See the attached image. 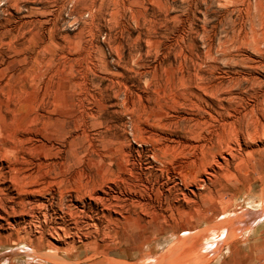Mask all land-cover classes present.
<instances>
[{"label":"rangeland","instance_id":"rangeland-1","mask_svg":"<svg viewBox=\"0 0 264 264\" xmlns=\"http://www.w3.org/2000/svg\"><path fill=\"white\" fill-rule=\"evenodd\" d=\"M67 106L31 135L65 184L12 182L0 156V264H264V0H0V146Z\"/></svg>","mask_w":264,"mask_h":264},{"label":"bare ground","instance_id":"bare-ground-1","mask_svg":"<svg viewBox=\"0 0 264 264\" xmlns=\"http://www.w3.org/2000/svg\"><path fill=\"white\" fill-rule=\"evenodd\" d=\"M188 76H189L188 78L190 80V75H188ZM191 77H192V75H191ZM185 79H187V78H185ZM20 87L22 88V86H20ZM60 88H57V92L61 91ZM25 89H27V88H25ZM207 89H209V88L203 87L201 89V91L203 93H206ZM46 90H48L46 98L50 99V96H51V99H52V96H56V93L50 92L48 88H46ZM183 94L189 95L191 97L194 96V93H192L191 90H187L186 92H183ZM208 94H210V93H208ZM211 94H213V93H211ZM51 99L49 101H46L45 99H43L42 104L48 105L51 107L52 106L51 105L52 104ZM36 100L38 101L37 98H36ZM44 100L46 102H44ZM192 105H194V103H192ZM48 109H50V108H48ZM46 114H48V115H42V114L37 115L36 114L28 120V124L30 125V128H27L29 125L26 126V130L24 133V135H26L25 137L22 136L20 139L17 137H11L13 139L11 140L10 143L7 142L2 147L0 146L1 147L0 148V156L1 157H3L5 155V150L8 149V151H10L12 153V155L15 157L14 163H17L16 165L22 166L21 168H14V167L10 168V170L12 171V174H13L12 182L13 181L18 182V183L19 182H21V183L26 182L25 184H29V183L32 184V183L36 182L37 180H41L42 178H45V177L56 179V180H58V182H61L62 184H65L67 182V176L69 175V173L66 170L65 163L64 162H61V163L53 162V160L51 158V156H52L51 147H47L48 145H46V143H43V142H39V144H34L31 135L32 134L40 135L42 130H44L43 129L44 127H52L55 130H63L65 128H67L68 124L71 123L70 111H69V108L67 106V108H64V109L61 108V111L59 113H56L55 110H52L51 112H48V110H47ZM13 122L15 124L16 121L14 120ZM10 123H12V122H10ZM72 123H75V122H72ZM202 123H203V121H200V120L194 121L193 125L189 126L186 133H188V135L190 137L199 138L198 137L199 134H197V130ZM12 126H13V124H12ZM223 126L225 127L226 125L224 124ZM227 126L229 127L228 134L230 133V136L228 135V137L231 138V137H233V135H236V130H237L236 126L233 125L232 123L228 124ZM257 127L258 126H254L255 129ZM260 128L264 134V125H261ZM63 133H66V132H63ZM244 134L249 137L250 136L249 130L246 129ZM12 135H14V132ZM5 137H7V136H5ZM42 138L47 142L52 141V136H50V137L42 136ZM209 143L210 142H203V145L201 147L203 152L211 153L214 150V148L219 147V144H217L216 146L213 144L211 146H208ZM165 149L167 150L168 148H165ZM26 156L31 157V158L36 157L37 159L42 157V158H44V161L33 163L31 160H27L25 158ZM193 162L195 163V161H193ZM201 162L205 163L203 159ZM189 165H191V164H189ZM82 172L83 171H81V170L76 171L77 174H82ZM51 173H54L56 176L51 177L50 176ZM76 173H74V174H76ZM185 173L189 174V172H185ZM56 180H53L51 183H48V184L46 183L45 186L49 187L48 186L49 184H55ZM118 183L124 189H131V188H135V186H136L135 184L128 183L123 179H121L120 182L118 181ZM85 188H86V193H91V192H95V191L99 190L101 187L95 179H92L90 181V183H88L86 185ZM146 188H147V186H145V185L142 186L143 191H146ZM103 195H105L106 198L93 197V196L91 197V195H89V198L93 202H95L96 204L100 205V207L103 210H105L108 214L113 213V214H118L120 216L123 214H128V218H126V220H128L129 217L135 216V214L137 213V210L132 209L131 206L126 203L125 200H119L118 196H116V195L107 196V194L105 192H103ZM132 205L133 206H135V205L140 206V204H138V203L136 204L134 202H132ZM102 217H103V220L105 222V228L106 229H110L111 225H113L114 228L116 227V230H113L112 239H111V237H109L111 234L110 235L106 234V235H108L109 239L114 240L117 237V235L119 234V231H120L119 228L112 223L109 215L107 216V215L103 214ZM105 232H106V230H105ZM30 254H35V251H31ZM27 255H29V254H27Z\"/></svg>","mask_w":264,"mask_h":264},{"label":"crops","instance_id":"crops-1","mask_svg":"<svg viewBox=\"0 0 264 264\" xmlns=\"http://www.w3.org/2000/svg\"><path fill=\"white\" fill-rule=\"evenodd\" d=\"M2 256H3V255H1V256H0V258H2ZM5 260H7V261H8V262H7V263H5V264H11V262H10V260H9V259H5ZM5 260H4V261H5ZM4 261H2V262H1V264H3V263H4Z\"/></svg>","mask_w":264,"mask_h":264}]
</instances>
